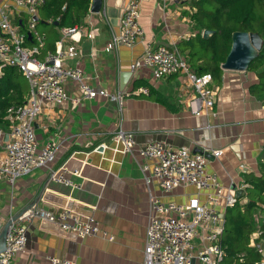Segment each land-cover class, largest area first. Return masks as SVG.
<instances>
[{
	"label": "crops",
	"instance_id": "crops-1",
	"mask_svg": "<svg viewBox=\"0 0 264 264\" xmlns=\"http://www.w3.org/2000/svg\"><path fill=\"white\" fill-rule=\"evenodd\" d=\"M140 1L139 23L145 34L134 46L121 44L112 51L106 49L121 31L120 19L128 0H102L100 11L89 9L79 23L83 30L76 34L78 40H64V45L75 43L79 50L67 62L82 68L92 87L133 92L122 111L102 96L83 100L79 105L69 101L43 109L35 123L37 142L44 145L54 138L59 143L50 168L66 166L80 171L79 175L66 174L75 184L49 180L50 168L45 167L18 178L13 185L0 179V238L7 222L34 204L52 210L68 206L93 215L108 234L81 239L55 223L35 219L28 229L26 250L18 253L12 264H52L46 255L78 264H144L150 194L165 202L186 203L196 194V188L182 185L167 192L157 180L148 187L140 168L146 159L121 152V145L111 138L112 131L120 127L133 131L139 145L163 140L173 147L206 152L207 169L218 175L226 190L244 192L246 179L260 171L264 159V99L250 90L258 82L257 74L248 69L226 70L221 65V79L214 80L218 93L213 109L200 115L191 113L186 101L193 91L184 76L156 79L149 68L142 66L132 71L131 65L141 58L145 41L153 46H173L187 58V47L199 32L192 17V0ZM2 7L28 35V14L17 13L12 0H0ZM38 16L41 18L40 10ZM38 28L46 35V42L58 34L55 48L62 36L61 28ZM30 40L28 46L33 45ZM49 50L44 48L38 57L43 59ZM125 71L131 75L121 89V73ZM24 80L26 97L29 81L26 77ZM64 87L69 95L81 96L75 81L66 80ZM142 87L148 93L134 92ZM217 149L222 153L215 157L211 150ZM241 201L245 203L248 198ZM255 218L259 221L264 215L255 213Z\"/></svg>",
	"mask_w": 264,
	"mask_h": 264
},
{
	"label": "built area",
	"instance_id": "built-area-1",
	"mask_svg": "<svg viewBox=\"0 0 264 264\" xmlns=\"http://www.w3.org/2000/svg\"><path fill=\"white\" fill-rule=\"evenodd\" d=\"M17 13L28 14L27 28L33 45H27L28 35L13 22L5 8H0V77L8 66H16L28 79L29 91L22 104L13 103L7 109L8 128L0 126V179L12 185L22 176L39 167L50 168L54 162L59 143L51 138L39 145L35 123L43 109L50 105H64L71 101L79 105L83 100L102 96L116 103L122 111L125 100L133 92L95 89L86 80L79 66L70 65L67 60L79 54L75 43L64 45L65 39L78 40L76 34L83 27L77 23L61 28V38L54 50L46 52L43 59L38 56L45 46L46 35L38 28L39 10L47 0H12ZM140 0H128L120 19L121 31L114 35L106 49L112 51L118 45L134 46L144 38V29L139 23ZM92 37V33L87 34ZM145 49L140 59L131 65L132 71L147 67L156 79L170 75H182L191 86L193 93L186 101L190 112L195 115L208 113L217 101L218 87L212 73L195 72L185 56L177 48L168 44L153 46L144 42ZM66 80L75 81L81 96H71L65 90ZM138 92L148 93L146 87ZM8 132V140H4ZM111 138L121 145L120 151L146 159L140 164L148 187L157 180L163 190L170 192L182 185H192L196 194L186 203L165 202L150 194L149 218L146 227L144 264H222L225 251L221 235L225 227V210L236 204L235 189L226 190L218 175L207 169L206 152H193L188 147H173L163 140H154L139 145L135 133L122 127L112 131ZM102 146V145H99ZM217 157L221 150H211ZM78 170L66 166L50 168L49 180L75 184L67 173L79 175ZM247 185L244 186V188ZM204 196V198H202ZM35 219L55 223L62 231H71L81 239L102 235L103 229L98 219L90 214H82L72 207L52 210L34 204L13 219L6 233V246L0 252V264H12L15 256L24 252L28 242V229ZM259 232L251 236V244L262 252L256 264H264V246L257 242ZM52 264H78L66 258L46 255ZM243 258H240L242 261ZM236 264V263H234Z\"/></svg>",
	"mask_w": 264,
	"mask_h": 264
},
{
	"label": "trees",
	"instance_id": "trees-1",
	"mask_svg": "<svg viewBox=\"0 0 264 264\" xmlns=\"http://www.w3.org/2000/svg\"><path fill=\"white\" fill-rule=\"evenodd\" d=\"M91 2L92 0H47L40 8L38 25L55 26L54 21L59 17V28L81 23L89 12ZM192 4L195 8L192 17L199 32L187 47V60L195 72H210L218 82L222 76L221 65L230 51L234 31L258 32L264 41V0H192ZM205 29L213 31L207 38L201 32ZM58 37L56 33L50 42H45V46H48L44 48L54 50ZM29 41L31 40L27 38V42ZM248 70L258 76V82L251 86V92L264 99V45ZM24 76L16 66H8L0 77L1 127L8 128V107L13 103L22 104L25 100ZM246 182L248 185L242 196L235 205L225 210V227L221 235L225 251L222 264H256L262 258L260 249L251 244V236L258 231L257 242L264 246V218L259 221L255 218V213L264 215V159L259 173L250 175ZM243 197H247L248 201L242 203ZM240 258L243 260L240 261Z\"/></svg>",
	"mask_w": 264,
	"mask_h": 264
},
{
	"label": "water",
	"instance_id": "water-1",
	"mask_svg": "<svg viewBox=\"0 0 264 264\" xmlns=\"http://www.w3.org/2000/svg\"><path fill=\"white\" fill-rule=\"evenodd\" d=\"M102 0H92L90 10L91 12L98 13L102 7ZM39 19V18H38ZM61 17L54 21L55 25L59 24ZM213 31L205 29L203 32L204 37H208ZM31 33L28 32V38L31 39ZM264 45L263 38L258 32L248 31H234L232 33V43L230 51L222 63V68L226 70L245 71L248 69L250 63L258 56ZM131 72L125 71L121 73V89L125 87ZM4 140H8V132L4 136ZM243 190L236 191L235 196L239 199L242 196ZM21 214V213H20ZM18 215L12 217L5 225L1 234L0 252L5 249L6 246V233L8 226L13 219H16ZM194 261L192 264H195Z\"/></svg>",
	"mask_w": 264,
	"mask_h": 264
}]
</instances>
